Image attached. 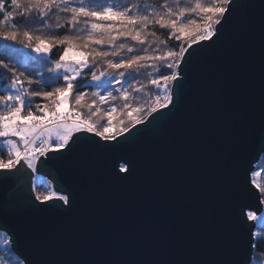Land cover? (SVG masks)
Masks as SVG:
<instances>
[{"label":"water","instance_id":"95a60500","mask_svg":"<svg viewBox=\"0 0 264 264\" xmlns=\"http://www.w3.org/2000/svg\"><path fill=\"white\" fill-rule=\"evenodd\" d=\"M245 2L251 7L232 18L222 38L190 58L183 98L168 119L139 125L144 130L130 141L90 136L71 151L50 153L61 158L38 175L64 187L70 208L59 201L32 207L27 176L0 174V222L11 227L24 264L236 259L233 239L248 237L240 217L264 209L258 190L246 183L264 154V0ZM124 161L131 175L118 172Z\"/></svg>","mask_w":264,"mask_h":264},{"label":"snow or ice","instance_id":"6c2138e0","mask_svg":"<svg viewBox=\"0 0 264 264\" xmlns=\"http://www.w3.org/2000/svg\"><path fill=\"white\" fill-rule=\"evenodd\" d=\"M248 7L245 0H0V174L27 176L32 207L70 208L62 185L34 181L61 158L50 153L90 136L130 141L139 125L168 119L183 98L190 58ZM260 15L264 135V4ZM118 172L131 175L129 162ZM254 175L250 169L246 183L264 203ZM239 224L248 237L233 239L228 264H264V216L249 210ZM0 231V264H19L11 227L0 222Z\"/></svg>","mask_w":264,"mask_h":264},{"label":"rangeland","instance_id":"374dc122","mask_svg":"<svg viewBox=\"0 0 264 264\" xmlns=\"http://www.w3.org/2000/svg\"><path fill=\"white\" fill-rule=\"evenodd\" d=\"M255 167H256V170L257 171H260V170H263L264 169V154L262 155L260 161L256 164ZM35 180H36L35 182H40L42 180H44L45 182L47 181L46 178H44V177H42L40 175H36L35 176ZM253 180H255V179H253ZM263 184H264V174H263V177H262V186H263ZM257 215L258 216H264V209H263V211H262L261 214H257ZM3 235H4V232L3 231H0V236H3Z\"/></svg>","mask_w":264,"mask_h":264},{"label":"built area","instance_id":"2783aa9c","mask_svg":"<svg viewBox=\"0 0 264 264\" xmlns=\"http://www.w3.org/2000/svg\"><path fill=\"white\" fill-rule=\"evenodd\" d=\"M255 171L256 172H259L260 175H254L253 176V179H255L254 181H256L257 184H259V185L262 186V177H263V174H264V169L263 170H260V171H257L256 170V167H255Z\"/></svg>","mask_w":264,"mask_h":264},{"label":"trees","instance_id":"16d2710c","mask_svg":"<svg viewBox=\"0 0 264 264\" xmlns=\"http://www.w3.org/2000/svg\"><path fill=\"white\" fill-rule=\"evenodd\" d=\"M141 78L143 79L144 77L142 76ZM89 91H90V89H89ZM133 115H135V113H133ZM118 118H119V116L117 115V117L114 118V121L113 122H115V119H118ZM112 132L113 133L115 132V128L112 130ZM34 181H36V180L34 179ZM42 181H44V180H42ZM42 181L35 182V183L39 185ZM263 186H264V184H263ZM16 259L19 260V264H24V262L21 261V259H19L18 257H16Z\"/></svg>","mask_w":264,"mask_h":264}]
</instances>
